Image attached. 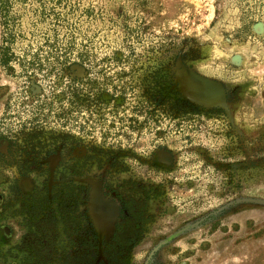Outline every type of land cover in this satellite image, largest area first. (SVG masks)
I'll list each match as a JSON object with an SVG mask.
<instances>
[{"label": "flooded vegetation", "instance_id": "flooded-vegetation-1", "mask_svg": "<svg viewBox=\"0 0 264 264\" xmlns=\"http://www.w3.org/2000/svg\"><path fill=\"white\" fill-rule=\"evenodd\" d=\"M201 56L192 48L165 65L33 59L14 75L0 109V264H131L164 213L188 215L194 200H214L170 232L157 229L141 264H166L190 230L230 214L238 198L226 200L227 192L256 199L258 179L264 183V89L236 78L227 85L222 71L232 66ZM186 70L220 83L225 104L191 97L179 77ZM196 124L205 128L203 144L193 142ZM164 126L172 138L163 137ZM173 189H187L191 200L166 206Z\"/></svg>", "mask_w": 264, "mask_h": 264}, {"label": "rangeland", "instance_id": "rangeland-1", "mask_svg": "<svg viewBox=\"0 0 264 264\" xmlns=\"http://www.w3.org/2000/svg\"><path fill=\"white\" fill-rule=\"evenodd\" d=\"M192 48L205 61L221 58L232 66L222 71L227 85L236 78L264 89V0H0V109L11 99L14 75L33 59L158 58L165 65L177 53L189 55ZM236 54L243 66L231 61ZM179 77L187 91L186 77ZM254 105L260 106V100ZM168 128L162 130L166 139L173 136ZM194 129L193 142L205 143V128L196 124ZM261 180L253 192L258 199H264ZM246 195L227 192L226 200L238 198L225 209L230 214L214 225L190 230L189 237L176 243L179 252L169 254L165 263L264 264V206L247 201L252 198ZM191 196L187 189H173L166 206H181ZM194 201L189 216L181 209L174 217L164 213L159 225L151 226L148 239L133 250L131 264L143 263L158 228L168 233L181 219L215 205L210 198L204 206ZM186 251L190 255L182 257Z\"/></svg>", "mask_w": 264, "mask_h": 264}, {"label": "water", "instance_id": "water-1", "mask_svg": "<svg viewBox=\"0 0 264 264\" xmlns=\"http://www.w3.org/2000/svg\"><path fill=\"white\" fill-rule=\"evenodd\" d=\"M235 60L236 57L234 56ZM188 81L187 91L194 99L209 105L225 104V91L220 83L202 77L192 71H185ZM247 201L264 206V199H248Z\"/></svg>", "mask_w": 264, "mask_h": 264}]
</instances>
